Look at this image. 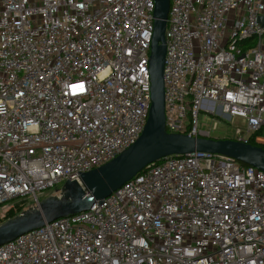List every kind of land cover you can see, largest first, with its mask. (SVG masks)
I'll list each match as a JSON object with an SVG mask.
<instances>
[{"label":"built area","instance_id":"2783aa9c","mask_svg":"<svg viewBox=\"0 0 264 264\" xmlns=\"http://www.w3.org/2000/svg\"><path fill=\"white\" fill-rule=\"evenodd\" d=\"M154 8L0 0V224L10 204L59 195L138 139ZM260 17L264 0H170L167 133L212 138L217 117L241 118L223 139L264 147ZM0 264H264V173L208 153L164 157L89 211L0 246Z\"/></svg>","mask_w":264,"mask_h":264},{"label":"water","instance_id":"95a60500","mask_svg":"<svg viewBox=\"0 0 264 264\" xmlns=\"http://www.w3.org/2000/svg\"><path fill=\"white\" fill-rule=\"evenodd\" d=\"M170 0H155L150 45V107L138 139L109 162L66 181L59 195H50L0 224V246L45 224L89 211L133 179L148 165L168 156L208 153L230 158L264 173V149L230 139L167 133L164 116L165 29ZM264 25V17L259 18Z\"/></svg>","mask_w":264,"mask_h":264},{"label":"rangeland","instance_id":"374dc122","mask_svg":"<svg viewBox=\"0 0 264 264\" xmlns=\"http://www.w3.org/2000/svg\"><path fill=\"white\" fill-rule=\"evenodd\" d=\"M216 121L219 123H218V126H216L214 130L211 129L210 134L212 138H219V139L231 138L234 129L240 128L244 130L245 128V122L241 118H233L231 120H226V119L217 117ZM198 122H199V127L200 128L202 127L201 129H208L209 127L211 128L213 127V125H211L212 120L210 116L200 115ZM50 195H52V193L50 192L45 193V195L42 197L41 200H43L44 198ZM25 203L26 202L18 201V202L13 203V205L10 204L7 207V213H10L11 211L16 213L19 209H21L20 212L23 211L26 208V205L28 204V203L26 204Z\"/></svg>","mask_w":264,"mask_h":264},{"label":"trees","instance_id":"16d2710c","mask_svg":"<svg viewBox=\"0 0 264 264\" xmlns=\"http://www.w3.org/2000/svg\"><path fill=\"white\" fill-rule=\"evenodd\" d=\"M250 144L254 145V142L251 141ZM262 148L264 149V147H262ZM239 164L242 165V166H246V165L241 164V163H239ZM20 210H21V209H19L16 213L11 211L10 213H8L7 218H11V217L15 216L16 214H18V213L20 212Z\"/></svg>","mask_w":264,"mask_h":264}]
</instances>
